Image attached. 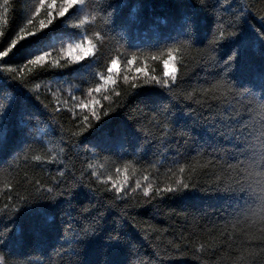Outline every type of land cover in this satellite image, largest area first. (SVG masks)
<instances>
[{"label":"trees","instance_id":"16d2710c","mask_svg":"<svg viewBox=\"0 0 264 264\" xmlns=\"http://www.w3.org/2000/svg\"><path fill=\"white\" fill-rule=\"evenodd\" d=\"M38 3L0 0V44L7 47L21 28L35 32L7 58L12 67L85 37L94 47L64 68L25 69L18 79L0 73V234L9 229L0 238L2 264H264V0H204L207 7L200 0H85L45 29L46 11L31 15ZM220 25L239 31L210 45ZM186 39L173 52L179 82L127 91L125 77L143 78L137 68L164 79L167 50ZM233 51L224 73L217 64ZM113 57L118 87L95 94L108 114L73 136L78 119L91 115L75 109L77 98H90L95 74L106 73ZM221 79L248 94L213 100L199 91ZM188 92L193 99L180 95ZM237 113L247 125L241 139L227 132ZM118 168L129 195L113 199ZM177 178L193 187L144 202V187Z\"/></svg>","mask_w":264,"mask_h":264},{"label":"snow or ice","instance_id":"6c2138e0","mask_svg":"<svg viewBox=\"0 0 264 264\" xmlns=\"http://www.w3.org/2000/svg\"><path fill=\"white\" fill-rule=\"evenodd\" d=\"M5 5H7L8 0H4ZM85 3V0H39L38 5L35 6V10L31 13L33 17L37 15V13L41 12V9H44L47 13V24H45L44 21H40V29L47 28V25L52 24L53 20L57 17H66V13L71 14L70 10L74 11L75 6L77 4L83 5ZM200 3L207 7V5L204 3V0H200ZM7 7H5L4 11L7 12ZM244 16L243 13H241L240 18ZM88 19L87 16L84 17V20ZM264 19V18H262ZM84 20H79V24H83ZM28 25L33 24L32 19L27 20ZM231 27V26H229ZM219 34L213 35L211 40H209L210 45H216L218 41H222L227 37H232L235 35L236 31H229L226 28H224L223 25H220L218 27ZM239 31V29L237 30ZM35 35V32H29L25 30L24 28H21L19 32L16 34L15 38L11 40L10 43H8L7 47H4L3 44H0V48H3V50H0V73H7L12 76V79H18L21 76L22 72H25V69H27V72L25 74L32 72L34 69L40 68V67H57V68H64L69 64L79 62L82 60H85V58L89 57L92 53L93 45L90 41L87 40V38H83L81 43H69L66 46H62L58 50V54L56 56L52 55L51 51H38V54L32 55L29 54L26 57L30 58H24V64L19 67H12L8 63V57L13 53V51L17 48V46L21 43V41L26 40L29 37H32ZM262 39H264V33H261ZM187 44L186 40H181L178 42V44L172 48H169L167 50V55L163 59V68L166 64L171 63L172 65V71H165L164 70V79H157L156 77L147 78L143 72V69L137 68L136 72L140 73L143 77L140 80L132 79L131 77H125L126 80H130V85L127 91L131 92L134 89H137L141 85H151V84H160L163 88L165 85H170L171 81L179 82L181 80L180 77H178L174 61L176 60V57L173 55V52L177 50V47H182ZM56 51V50H53ZM236 53L233 51L232 55H229L227 59L219 62L217 64V67L223 68V72L226 73L228 69L231 67V62L233 60V56H235ZM63 57V60L60 58ZM160 57H157L159 59ZM47 62V63H46ZM133 59H129L127 61V65H132ZM117 66V60L113 57L110 59V61L107 64L106 73L99 72L96 73L99 77V82L95 83L94 87H89L87 89V93L89 94V99L85 101H79L77 98V102L75 103V109L88 110L90 111V116H84L83 120L80 121L78 119V127L76 130L72 133L73 136H80L82 133L86 132L87 129H89L95 121L99 120L103 114L104 116L107 115V111L105 109H98V105L100 104V99H97L95 94H101L105 89H109V86H112L111 90L115 92V88L118 87L117 85V79L115 76V70ZM14 74V75H13ZM175 84H171L170 87L164 88L163 90L165 92H171L173 88H175ZM199 91H202L205 94V97L208 99H218L219 96H226L229 93H232L233 91H237L242 95H247L249 92V88H239V87H233L232 84H225L223 79L217 80L214 83H211L207 88H201ZM117 96V100L121 98V93H115ZM180 95L183 96L185 100H191L193 99L192 93H180ZM171 101H174L176 98L174 96H169ZM104 100L111 99L110 96L104 95L102 97ZM37 100H39V97H37ZM178 102V101H177ZM163 103V102H162ZM45 108H47V105H44ZM184 109H186L189 116L192 115L193 110L189 108L187 105H184ZM159 111V108L156 109ZM129 120L133 121L135 123V127L141 132L142 126L139 124L138 120L134 119L132 116L128 117ZM244 117L242 114L237 113L233 119L228 121L232 127L227 128V132H236L237 133V139H241V134L247 130V125L242 123ZM191 123L193 125L197 124L198 121L196 119H192ZM170 124L172 122L170 121ZM238 126V131H237ZM165 127H169V125H165ZM181 127H184V125H181ZM220 127H225V122L221 121ZM223 134V133H222ZM264 135V134H262ZM225 138L229 139L230 137L225 134ZM260 151L262 153V159H264V142L260 144ZM241 155H244L245 153L243 151L240 152ZM34 159L39 160L40 157H34ZM51 159V158H50ZM127 163V162H126ZM91 167V165H89ZM185 166L180 165L179 171L181 173L185 172ZM122 172L121 169H117L118 177L117 179L112 183L111 191L119 194L113 197V199H121V197H127L129 195V188L130 185L128 184V177L126 175L120 176L119 174ZM93 175H96V173H93ZM261 176H264V173H261ZM109 181H112V177H108ZM73 188H77L76 185H72ZM140 185L137 183V188H139ZM190 187H193V185H190L188 182L177 178L174 183L169 184L167 186L163 187H155L151 184H149L147 187L143 188V195L146 198L145 203H151V197H165L167 194H175L178 192H181L183 189H189ZM39 192V189H37ZM48 191H51L49 189ZM60 195H63V193H59ZM71 194V193H70ZM38 198V197H34ZM23 200L24 198L21 197ZM15 207V205L13 206ZM261 211L264 212V204H262ZM97 228L101 230L102 224L98 223L96 224ZM8 228H5L4 233L0 234V238H3L4 235L8 232ZM85 237H87V234H85ZM109 240H117V239H123L122 237L117 236H109ZM5 257H0V264L5 260Z\"/></svg>","mask_w":264,"mask_h":264},{"label":"clouds","instance_id":"9594fccd","mask_svg":"<svg viewBox=\"0 0 264 264\" xmlns=\"http://www.w3.org/2000/svg\"><path fill=\"white\" fill-rule=\"evenodd\" d=\"M239 26V25H238ZM237 26V28L239 29V27ZM237 32V31H236ZM236 34V33H235ZM164 70L165 71H172V65L171 63H168L164 66ZM18 210V209H17Z\"/></svg>","mask_w":264,"mask_h":264}]
</instances>
